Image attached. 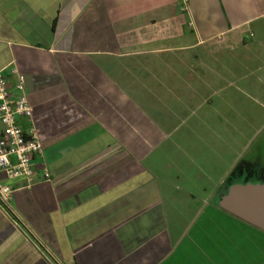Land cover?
<instances>
[{"label": "crops", "instance_id": "1", "mask_svg": "<svg viewBox=\"0 0 264 264\" xmlns=\"http://www.w3.org/2000/svg\"><path fill=\"white\" fill-rule=\"evenodd\" d=\"M0 71L50 171L10 182L0 264H264L216 205L264 123V0H0Z\"/></svg>", "mask_w": 264, "mask_h": 264}, {"label": "built area", "instance_id": "2", "mask_svg": "<svg viewBox=\"0 0 264 264\" xmlns=\"http://www.w3.org/2000/svg\"><path fill=\"white\" fill-rule=\"evenodd\" d=\"M188 0H184L187 2ZM16 81L10 85L0 71V208L14 216L13 180H24L30 188L39 175L50 178L47 165L37 166L44 154V145L33 123V108L28 100L25 76L14 72Z\"/></svg>", "mask_w": 264, "mask_h": 264}, {"label": "water", "instance_id": "3", "mask_svg": "<svg viewBox=\"0 0 264 264\" xmlns=\"http://www.w3.org/2000/svg\"><path fill=\"white\" fill-rule=\"evenodd\" d=\"M218 204L222 210L264 232V184H233Z\"/></svg>", "mask_w": 264, "mask_h": 264}, {"label": "rangeland", "instance_id": "4", "mask_svg": "<svg viewBox=\"0 0 264 264\" xmlns=\"http://www.w3.org/2000/svg\"><path fill=\"white\" fill-rule=\"evenodd\" d=\"M234 168L236 170L228 178L225 190L217 193L216 199L226 194L228 187L233 184H264V123L251 134L242 157Z\"/></svg>", "mask_w": 264, "mask_h": 264}, {"label": "trees", "instance_id": "5", "mask_svg": "<svg viewBox=\"0 0 264 264\" xmlns=\"http://www.w3.org/2000/svg\"><path fill=\"white\" fill-rule=\"evenodd\" d=\"M219 199H220V197H219L218 199H216V205H217V206H219V204H218Z\"/></svg>", "mask_w": 264, "mask_h": 264}]
</instances>
